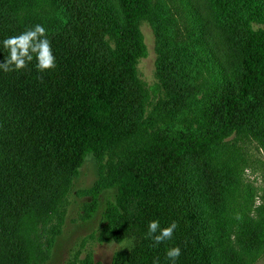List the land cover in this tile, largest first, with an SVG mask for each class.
I'll list each match as a JSON object with an SVG mask.
<instances>
[{"label":"trees","instance_id":"16d2710c","mask_svg":"<svg viewBox=\"0 0 264 264\" xmlns=\"http://www.w3.org/2000/svg\"><path fill=\"white\" fill-rule=\"evenodd\" d=\"M185 3L198 15L194 0ZM211 3L227 51L202 32L215 71L209 92L198 98L193 72L157 31L162 96L148 109L136 67L147 54L141 26L155 24L149 0H0V42L41 24L56 61L45 73L35 60L21 72L0 71V264H24L21 218L63 198L88 157L97 179L81 192L91 199L84 218L113 191L95 239L132 243L111 264H170L165 253L176 246V264H234L206 218L215 184L207 159L264 107V0ZM6 56L0 44V61ZM153 220L178 224L156 247L147 238Z\"/></svg>","mask_w":264,"mask_h":264},{"label":"rangeland","instance_id":"374dc122","mask_svg":"<svg viewBox=\"0 0 264 264\" xmlns=\"http://www.w3.org/2000/svg\"><path fill=\"white\" fill-rule=\"evenodd\" d=\"M149 1L155 24L141 26L147 54L136 67L137 78L147 95L146 104L155 103L162 96L155 75L157 31L168 41L178 64L193 72L198 98L207 94L215 71L205 52L208 37L201 44L202 32L222 41L218 43L227 51L223 35L214 23L211 0H194L199 16L192 13L185 0ZM207 160L215 177L210 189L214 195L213 217L206 214V218H214L210 223L212 231L234 264H264V107L257 120L215 147ZM96 179V163L88 157L56 206L42 203L21 218L24 264H70L87 257H91L92 264H111L116 252L131 250V242L100 244L95 239L105 203L112 199L113 191L99 197L98 210L91 219L84 218V206L91 199L81 192ZM58 195L59 192L55 196ZM33 205L30 203L29 207ZM215 256L220 263L218 247Z\"/></svg>","mask_w":264,"mask_h":264},{"label":"clouds","instance_id":"9594fccd","mask_svg":"<svg viewBox=\"0 0 264 264\" xmlns=\"http://www.w3.org/2000/svg\"><path fill=\"white\" fill-rule=\"evenodd\" d=\"M0 44L7 52V56L0 61V71L4 73H17L28 69L33 60H35L34 69L37 73H45L56 67L47 30L41 24L29 27L18 35L7 37ZM236 218L240 219L239 216ZM177 227L178 224L175 221L164 228L160 227L159 221H150L147 225V238L152 241V246L156 247L171 240ZM181 254V248L176 246L168 249L165 256L170 264H176Z\"/></svg>","mask_w":264,"mask_h":264}]
</instances>
